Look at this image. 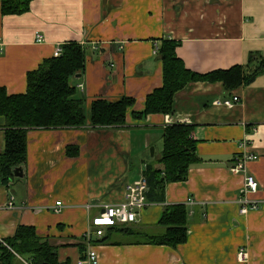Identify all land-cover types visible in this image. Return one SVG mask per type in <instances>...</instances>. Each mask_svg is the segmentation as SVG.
Masks as SVG:
<instances>
[{"label":"crops","instance_id":"crops-1","mask_svg":"<svg viewBox=\"0 0 264 264\" xmlns=\"http://www.w3.org/2000/svg\"><path fill=\"white\" fill-rule=\"evenodd\" d=\"M162 39L181 43L177 55L194 73L237 65L254 71L264 66V0H36L18 16H3L0 0V88L8 95L25 94L28 73L53 58L57 46L76 42L86 50V67L73 84L88 112L96 99H135L123 128L28 132L23 177L0 180V241L31 227L54 247L58 264H89L81 251L89 221L123 202L125 185L161 156L166 127L182 123L193 127L198 163L129 230L108 229L95 240L96 264H240L242 248L249 264H264V71L231 91L222 82H193L176 95L173 115L135 119L163 86ZM235 96L240 102L232 106L217 102ZM5 124L0 116V156ZM244 155L257 157L246 166L260 185L249 198L261 204L247 215L239 204L245 178L230 171ZM172 205L187 208V241L177 248L145 244L141 234H162L159 222Z\"/></svg>","mask_w":264,"mask_h":264},{"label":"trees","instance_id":"trees-1","mask_svg":"<svg viewBox=\"0 0 264 264\" xmlns=\"http://www.w3.org/2000/svg\"><path fill=\"white\" fill-rule=\"evenodd\" d=\"M36 0H1L3 16L22 15L31 9ZM180 42L160 40L157 56L163 63L164 82L161 88L147 96L145 110L134 113L135 119H145L151 114H174L176 95L193 82H222L227 91L251 83L264 71V66L246 72L237 65L228 70L198 74L186 68L177 55ZM58 58L45 60L37 70L27 75V92L8 95L0 88V116L5 119V149L0 156V180L9 184L14 171L27 162V135L33 129L60 128H123L127 113L135 105V99L122 97L111 102L105 99L92 101L89 112L85 100L78 96L73 79L84 73L86 50L76 42L62 46ZM193 127L176 123L164 133V149L157 161L146 165L144 174L148 180L147 199L152 203L164 202L165 188L170 183L187 180L189 170L198 163ZM77 155V149H68ZM164 232L159 235L141 234L145 244L177 248L187 241L188 211L184 205L168 206L159 222ZM121 227L120 229H123ZM129 230L128 227L125 226ZM129 232V231H128ZM0 241V264H24L21 258L32 264H58L57 253L48 240L38 237L34 228L20 226L11 239ZM81 251L85 253L83 245ZM18 255V256H17ZM84 259V257H83Z\"/></svg>","mask_w":264,"mask_h":264},{"label":"built area","instance_id":"built-area-1","mask_svg":"<svg viewBox=\"0 0 264 264\" xmlns=\"http://www.w3.org/2000/svg\"><path fill=\"white\" fill-rule=\"evenodd\" d=\"M43 41L44 36L38 34L37 42ZM62 53V45H59L55 49L53 57L58 58ZM79 88L83 91V86H80ZM217 102L225 106H232L233 104L239 103L240 98L235 96L232 99H225ZM256 158L255 155L240 156L230 168L232 173L243 175L245 178L243 189L244 196L239 199L241 215H247L252 211H258L261 209V204L259 202L249 198V194L257 193L260 188L258 180L254 175L247 171L246 166L247 162L255 160ZM144 170L137 179L128 182L125 185L124 200L122 203L107 206L103 212L89 221L88 229L83 237V243L86 247L83 259L84 262L89 264H96L98 262L99 255L95 248V240L103 239L108 229L125 227L136 223L139 215L151 205V202L146 196L148 192V180L144 174ZM13 200L14 198L12 197L9 203V206L11 207L13 206ZM62 210L63 203L60 201L52 208V211L57 214L61 213ZM2 242L5 244L4 241ZM18 257L25 264H30L20 256ZM237 257L240 264H249V254L245 248L239 250Z\"/></svg>","mask_w":264,"mask_h":264},{"label":"water","instance_id":"water-1","mask_svg":"<svg viewBox=\"0 0 264 264\" xmlns=\"http://www.w3.org/2000/svg\"><path fill=\"white\" fill-rule=\"evenodd\" d=\"M81 75H77L76 78H80ZM154 149L151 150V155L153 156ZM23 177V173H22V168H17L14 171V178H22ZM43 264H49V263H43Z\"/></svg>","mask_w":264,"mask_h":264},{"label":"rangeland","instance_id":"rangeland-1","mask_svg":"<svg viewBox=\"0 0 264 264\" xmlns=\"http://www.w3.org/2000/svg\"><path fill=\"white\" fill-rule=\"evenodd\" d=\"M150 152H151V150H150ZM152 234H155V233H152ZM19 258V257H18ZM21 260V259H20ZM25 260V259H24ZM27 262H29L30 264H32V262L31 261H29V260H26ZM24 263V262H23ZM25 264V263H24Z\"/></svg>","mask_w":264,"mask_h":264}]
</instances>
